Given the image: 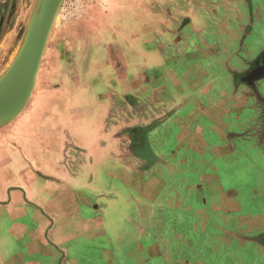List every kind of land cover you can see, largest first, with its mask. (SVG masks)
<instances>
[{
	"label": "crops",
	"instance_id": "obj_1",
	"mask_svg": "<svg viewBox=\"0 0 264 264\" xmlns=\"http://www.w3.org/2000/svg\"><path fill=\"white\" fill-rule=\"evenodd\" d=\"M225 1L228 0L221 3L227 8ZM233 6L234 24L240 26L241 34L235 45L241 48L242 57H236V61L247 62L244 71L234 70L230 87L227 82L222 84L219 75L220 82L212 84L211 63L215 70L223 63L222 55L193 58L197 71L176 70L170 78L172 91L154 87L148 96L151 102L142 104V99L138 100L137 110L150 109L157 100L163 107L159 117L143 125L120 126L138 127L142 139L138 136L132 142L131 135L121 134L123 129H115L114 125L110 134L106 129L104 137L96 136L95 130L101 127L98 130L104 132L106 122L87 117L86 111L93 109L85 106L90 97L83 103L82 90H77L69 100L64 99L65 105L57 110L63 99L60 93L55 94L49 107L54 112L47 113L44 108L43 116L29 121L22 134L0 132V264H89L87 256L84 257L88 247L97 240L120 237L116 232L120 224L123 227L119 231L129 232L131 208L137 207L140 218L144 213L146 221L161 226L169 218L162 213L166 203L186 214L168 220L179 226L184 224L187 230H170L149 248L155 264H214L232 255V248H227L228 241L221 235L226 240L236 236L233 239L237 240L236 231L243 228L252 232L253 216L231 217L240 211L241 205L236 202L237 191L227 188L236 176L242 182L246 175L255 173L256 179L264 180V93L260 92L264 71L257 77L252 74L255 66L264 65V0H240V5ZM238 10L242 19L237 18ZM224 34L226 38L218 40L219 54L226 51L221 46L229 45L227 36L231 38L230 33ZM161 57L156 56V65L150 72L155 86L156 80H164L157 67ZM246 73L250 74L251 82L237 83L236 79ZM243 88L249 95L245 102L250 105L243 108L245 111L239 104L243 101ZM86 94L92 98L91 91L86 90ZM230 94H234V99ZM162 96L169 98L168 106L162 102ZM100 105L106 110L111 107L106 101ZM127 107L124 110L133 108ZM243 113L252 116L246 119ZM169 122L176 131V139L181 141L167 156L157 134L162 124ZM145 133H149V138ZM146 140L148 155L131 148V143L132 147L146 146ZM96 141L104 144L100 151L93 144ZM194 174L200 178L198 184L191 181ZM177 175L185 192L173 185L168 186L171 190L167 189L165 177ZM191 192L190 200L187 194ZM59 194L61 199L55 200ZM163 197L167 198L165 202ZM211 207L219 213L215 217L217 226L214 223L210 227L211 238H200L196 244L195 238L208 227L210 219L206 213H210ZM222 225H228L230 235L223 231ZM195 232L197 236H193ZM149 234L157 235L151 229ZM211 240L214 241L211 249L199 247ZM180 241L182 250L178 246ZM164 242L171 243L169 252L159 245ZM228 243L229 247H237L231 239ZM144 249L140 250L146 253ZM248 250L244 248L242 252L246 254ZM261 252L260 249L258 253ZM104 253L108 264L117 262L113 252L104 250ZM239 255L234 264H244ZM257 257L245 262L264 263V259Z\"/></svg>",
	"mask_w": 264,
	"mask_h": 264
},
{
	"label": "rangeland",
	"instance_id": "obj_2",
	"mask_svg": "<svg viewBox=\"0 0 264 264\" xmlns=\"http://www.w3.org/2000/svg\"><path fill=\"white\" fill-rule=\"evenodd\" d=\"M39 1L0 0V83L15 65L20 52L26 51L25 43H29L27 45L30 47L32 29L31 31L28 29L32 22L35 24L37 22ZM225 2H228L227 8L225 3H221V0H65L51 31L32 96L13 121L0 127V132L22 134L23 130H27V123L40 119L46 108L47 113L54 112V109L51 110L49 107H52L50 98L53 99L55 94L60 93V97L63 99L61 105L56 107L55 110H57L65 105L64 99L67 101L72 98L77 90H82L84 104H86L85 100L90 97V101L85 106L93 111H86L87 117L94 118L97 122L103 121V124L106 122L104 132L98 130L101 127L95 130L96 136L104 137L106 129L110 134L112 131L109 129L113 125L115 129L122 130L123 128H120L122 124H147L153 117H159L160 109L162 111L163 107L160 108L161 105L156 100L150 109L148 107L137 110L135 108L138 106V100L142 99V104H147L144 103L146 101L151 102L148 96L154 87L157 89L162 87L163 91L167 89L172 91L170 78L176 74L175 71H197L196 64L192 63L194 62L193 58H201L200 56L219 58L222 55L223 63H219L221 66L215 67L216 71L212 69L211 63L210 82L212 84L219 83V75L222 77L221 82H227L226 86L229 84L230 87L233 82L234 70L244 71V65L247 62L242 63L240 59L236 61V57H242L239 51L241 48L235 45L236 39L241 34L240 26L234 24L236 9L233 4H236L237 7L240 5V0ZM229 2L232 6L228 5ZM239 15L238 10L237 18ZM239 19H242L241 16ZM222 31L230 33L231 38L227 36L229 45L226 48L221 46V49H226V51L219 54L218 40L226 38ZM157 55L162 56L161 63L157 67L162 72L164 80H156L155 86L153 73L150 72H153L156 65L154 60ZM225 61L228 62L225 64ZM224 68L225 70H223ZM20 73L22 70L19 69L18 74L20 75ZM241 77L236 79L237 83L248 84L251 82L250 74L246 73ZM13 87L14 84H10L11 90L14 89ZM212 87L214 88V86ZM86 90L92 92V98L91 95L86 94ZM260 92L264 93V80ZM129 94L132 96L128 97ZM230 95L234 99V94ZM247 96L249 95L243 88V101L239 103L242 105L243 111H245L243 108H250V105L245 102ZM162 98V102L168 106L166 104L169 98L164 96ZM105 101L109 102L111 106L108 110L103 109L100 105ZM127 106L133 108L124 110V107ZM245 114L243 113L242 117L245 116L246 119L252 116L248 113ZM172 126L170 122L162 124L157 134V139L164 144L162 149L164 155L173 152L176 143L181 141L179 138L176 139V131ZM120 133L131 135L132 142L133 139L134 141L138 139V136L141 139L143 136L141 131L138 132V127L133 126L124 128ZM149 133L144 135L149 138ZM93 144L97 151H100V146H104L99 141L93 142ZM131 148H137L138 153L147 155L150 152L147 140L146 146L135 145L132 147L131 143ZM198 179L200 178L196 174L191 177L193 183H197ZM238 179V176L233 178L230 188H227L237 191L236 202L241 205L240 211L232 214L231 217L252 215V232L243 228L236 231L238 241L233 239L236 236L226 237L229 239L226 240L223 238L224 234L221 235L224 241L229 242L231 239L237 247H229L230 244L226 242L227 248H232L230 249L232 255L220 262H214V264H234L239 253V257L242 255L241 262L244 264H248L245 259L251 260V257L258 259L257 255L260 257L259 259H264V180H262L263 177L256 179L255 173L246 175L242 182H239ZM179 181L178 175L165 177L167 189L171 190L168 186L173 185L184 191ZM165 191L167 190H163V193ZM192 194V192L187 194V198L189 197L191 200ZM195 196L198 197L196 192ZM61 197L62 194L61 196L59 194L55 200H60ZM166 199L164 198V202ZM208 212L210 213H206V215L209 216L210 222L207 224L208 227L203 230V233L207 235L205 237L202 233L198 239L197 237L195 240L193 239L196 244L200 238H211L210 227H213L214 223L217 226L215 217L217 219L219 213L213 211V207ZM131 213L132 215L129 217L131 219L129 220L127 217L128 233L119 231L123 227L120 224L116 230L120 237L116 235V239L113 240H97L95 245H91L95 248L91 249L90 246L86 249L87 253L84 257L87 256L86 260L89 261V264H97V262H99L98 264H108L104 250L115 254L117 261L115 264H155V258H152L149 248H153L162 237L165 238V234L170 230L178 232L187 230L184 224L179 226L174 221L168 220L177 214L180 216L186 214L173 210L167 203L164 205L162 213L164 218H169L161 226L159 223L154 224L146 221L147 217L143 218L144 213L140 218L137 207L131 208ZM222 227L223 231L230 235L228 225H222ZM145 229L146 232L143 231ZM150 229L157 235L149 234ZM197 235L196 232L193 234V236ZM213 242V240L210 243L206 241L199 247L211 249ZM218 244L221 246L220 243ZM159 245L163 250L171 247V243L164 242ZM178 246L179 249H183L182 242ZM142 247L147 250L146 253L140 250ZM172 247L177 248L174 245ZM244 248L249 249L245 251L246 254L242 252ZM260 249L262 252L258 253ZM204 251L209 252L206 249ZM199 258L200 256L196 259ZM195 264L198 263L195 262Z\"/></svg>",
	"mask_w": 264,
	"mask_h": 264
},
{
	"label": "water",
	"instance_id": "obj_3",
	"mask_svg": "<svg viewBox=\"0 0 264 264\" xmlns=\"http://www.w3.org/2000/svg\"><path fill=\"white\" fill-rule=\"evenodd\" d=\"M64 1L65 0L39 1L36 31L29 51L20 52L15 65L9 70L7 76L3 78V82L0 83L1 89L9 77L14 75L17 68L22 70L23 83L21 84L20 93L15 103L10 108L5 112H0V127L13 121L22 112L31 98L51 31L61 12Z\"/></svg>",
	"mask_w": 264,
	"mask_h": 264
},
{
	"label": "bare ground",
	"instance_id": "obj_4",
	"mask_svg": "<svg viewBox=\"0 0 264 264\" xmlns=\"http://www.w3.org/2000/svg\"><path fill=\"white\" fill-rule=\"evenodd\" d=\"M32 29V31H31ZM31 31V40H30V46L34 40V35L36 31V24L32 22L31 26H29L28 31ZM29 34V32H27ZM27 36V35H26ZM29 43H25L26 50L29 51ZM20 68H17L16 72L13 76L9 77L5 85L0 89V112H5L8 108H10L16 101L17 96L20 93L21 90V84L23 83V73L18 74V70ZM21 70V69H20ZM10 84H14V89L11 90Z\"/></svg>",
	"mask_w": 264,
	"mask_h": 264
},
{
	"label": "flooded vegetation",
	"instance_id": "obj_5",
	"mask_svg": "<svg viewBox=\"0 0 264 264\" xmlns=\"http://www.w3.org/2000/svg\"><path fill=\"white\" fill-rule=\"evenodd\" d=\"M263 69H264L263 63H259V65L255 66L252 74L257 77L264 71Z\"/></svg>",
	"mask_w": 264,
	"mask_h": 264
},
{
	"label": "trees",
	"instance_id": "obj_6",
	"mask_svg": "<svg viewBox=\"0 0 264 264\" xmlns=\"http://www.w3.org/2000/svg\"><path fill=\"white\" fill-rule=\"evenodd\" d=\"M138 132H140V130H138ZM142 132V131H141Z\"/></svg>",
	"mask_w": 264,
	"mask_h": 264
}]
</instances>
